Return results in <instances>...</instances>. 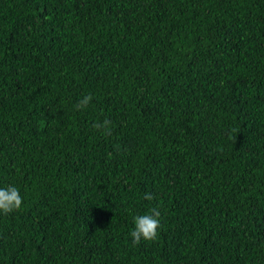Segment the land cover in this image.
<instances>
[{
  "label": "trees",
  "instance_id": "16d2710c",
  "mask_svg": "<svg viewBox=\"0 0 264 264\" xmlns=\"http://www.w3.org/2000/svg\"><path fill=\"white\" fill-rule=\"evenodd\" d=\"M9 185L0 264H264V0H0Z\"/></svg>",
  "mask_w": 264,
  "mask_h": 264
},
{
  "label": "clouds",
  "instance_id": "9594fccd",
  "mask_svg": "<svg viewBox=\"0 0 264 264\" xmlns=\"http://www.w3.org/2000/svg\"><path fill=\"white\" fill-rule=\"evenodd\" d=\"M92 100V96L85 95L75 105L77 110L84 109ZM110 121L105 119L102 122L93 124L96 129H103L105 133L110 134ZM154 197L149 194H144V199L152 200ZM22 205V197L19 190L15 186L0 187V213L5 215L19 210ZM160 212L153 208L149 210L148 214L137 215L133 217L134 228L130 232L133 244H139L141 240L150 241L157 237V230L160 228Z\"/></svg>",
  "mask_w": 264,
  "mask_h": 264
}]
</instances>
